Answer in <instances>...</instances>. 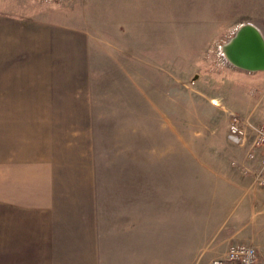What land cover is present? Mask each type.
<instances>
[{
    "label": "rangeland",
    "instance_id": "rangeland-1",
    "mask_svg": "<svg viewBox=\"0 0 264 264\" xmlns=\"http://www.w3.org/2000/svg\"><path fill=\"white\" fill-rule=\"evenodd\" d=\"M248 23L264 40V0H0V87L48 92L24 97L50 104L61 180L99 184L118 227L133 222L139 264L253 245L251 210L229 211L257 184L234 194L225 180L245 153L226 137L231 116L264 111V70L223 52Z\"/></svg>",
    "mask_w": 264,
    "mask_h": 264
},
{
    "label": "crops",
    "instance_id": "crops-1",
    "mask_svg": "<svg viewBox=\"0 0 264 264\" xmlns=\"http://www.w3.org/2000/svg\"><path fill=\"white\" fill-rule=\"evenodd\" d=\"M256 73L257 87L263 86L262 72ZM29 95L48 92L0 87V97L8 99L0 102V264H139L133 222L118 227L117 210L110 199L103 205L99 184L61 180L70 168L66 146L55 143L50 104L30 102L24 97ZM244 119L264 126V111L257 113V121ZM249 145V140L242 145L245 153L225 177L234 194L245 190L243 181L255 185L245 168L256 166L260 155L246 159ZM250 185L247 189L254 187ZM249 190L229 211L230 220L239 222L243 211L251 210V229L257 231L251 243L264 264V186ZM125 198L127 202V190Z\"/></svg>",
    "mask_w": 264,
    "mask_h": 264
},
{
    "label": "built area",
    "instance_id": "built-area-1",
    "mask_svg": "<svg viewBox=\"0 0 264 264\" xmlns=\"http://www.w3.org/2000/svg\"><path fill=\"white\" fill-rule=\"evenodd\" d=\"M252 130L248 136V130ZM226 137L234 145L242 146L249 140V149L246 153L247 159L253 160L259 153V161L253 168L246 167L251 171L252 181L259 186H264V126L252 125L236 114L231 116ZM250 137V139H249ZM209 264H260L256 248L251 244L236 243L229 244L222 256L213 258Z\"/></svg>",
    "mask_w": 264,
    "mask_h": 264
},
{
    "label": "water",
    "instance_id": "water-1",
    "mask_svg": "<svg viewBox=\"0 0 264 264\" xmlns=\"http://www.w3.org/2000/svg\"><path fill=\"white\" fill-rule=\"evenodd\" d=\"M227 44L226 54L232 63L249 70H264V40L252 24L239 26Z\"/></svg>",
    "mask_w": 264,
    "mask_h": 264
},
{
    "label": "bare ground",
    "instance_id": "bare-ground-1",
    "mask_svg": "<svg viewBox=\"0 0 264 264\" xmlns=\"http://www.w3.org/2000/svg\"><path fill=\"white\" fill-rule=\"evenodd\" d=\"M228 45V44H227ZM226 44L223 46V52H224V54L228 57V55L226 54V46H227Z\"/></svg>",
    "mask_w": 264,
    "mask_h": 264
}]
</instances>
